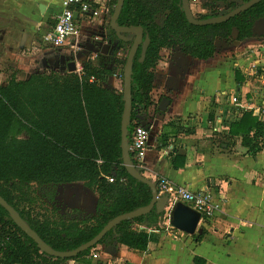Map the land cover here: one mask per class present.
I'll list each match as a JSON object with an SVG mask.
<instances>
[{"label": "trees", "instance_id": "1", "mask_svg": "<svg viewBox=\"0 0 264 264\" xmlns=\"http://www.w3.org/2000/svg\"><path fill=\"white\" fill-rule=\"evenodd\" d=\"M180 4L181 0H124L117 19L120 27H141L144 39L149 40L143 61L139 62L141 48L133 60L129 144L142 114L152 105L153 69L161 50L178 48L184 55L206 60L214 55L216 40L243 41L254 37V23L264 17L262 0L227 22L194 26L187 22ZM204 8L208 10L210 5L205 4ZM210 17L213 16L198 19ZM105 35L116 45L114 56L118 51L127 56L130 42L118 40L110 27ZM126 56L105 58L102 63L87 61L80 74L52 71L32 74L27 80L13 75L0 85V196L55 251L78 248L115 217L147 206L151 200L150 188L130 177L121 160L122 72ZM111 76L119 79V90L106 86ZM239 133L247 135L241 142L245 153L255 155L264 148V122L252 111H244L230 125V135ZM108 177L113 178L112 183ZM73 182H83L96 194L94 215L65 220L57 215L54 206L55 189L37 191ZM74 212L77 213H69ZM159 217L153 208L146 215L119 223L93 248L74 258L60 259L41 253L0 206V264L77 261L102 244L112 247L119 243L144 250L151 237L135 226L154 224ZM195 238L199 240L201 236Z\"/></svg>", "mask_w": 264, "mask_h": 264}, {"label": "crops", "instance_id": "2", "mask_svg": "<svg viewBox=\"0 0 264 264\" xmlns=\"http://www.w3.org/2000/svg\"><path fill=\"white\" fill-rule=\"evenodd\" d=\"M61 10L62 0H0V85L13 75L27 80L32 74L68 71L74 58L84 62L92 56L89 44L74 57L69 48L53 50L43 41ZM93 30L81 28L85 35ZM215 49L206 60L177 48L161 50L168 57H162L154 76L152 94L158 98L151 96L141 123L149 129L142 174L151 181L165 177L193 192L207 190L219 199L218 211L208 220L199 218L200 233L189 235L166 228L167 211L160 202L154 206L157 222L144 224L151 237L144 250L102 244L83 259L60 264H264V148L247 154L241 147L247 135L229 134L244 111L264 122V38L216 40ZM255 62L258 67L251 70ZM253 78L260 81L257 88ZM118 80L111 76L106 86L119 90ZM234 96L242 106L231 104ZM162 98L169 100L165 112L157 108ZM56 201L69 212L92 216L97 196L83 182H73L56 186L58 207Z\"/></svg>", "mask_w": 264, "mask_h": 264}, {"label": "water", "instance_id": "3", "mask_svg": "<svg viewBox=\"0 0 264 264\" xmlns=\"http://www.w3.org/2000/svg\"><path fill=\"white\" fill-rule=\"evenodd\" d=\"M262 0H249L242 5L236 7L230 12L208 19H197L191 13V9L189 6L188 0H181V9L184 13V16L187 22L194 26H206V25H215L222 22H227L231 18L239 15L242 12L247 11L252 8L254 5L258 4ZM124 0H116V3L112 10L111 20L109 27L114 32L115 37L121 41L131 42V46L127 52L125 64L122 72V100H123V113L121 117V126H120V149H121V160L122 165L125 168L127 174L133 179L140 181L147 185L151 190V200L147 206L138 208L134 211L122 214L120 216L115 217L111 221H109L101 231L90 241L79 246L78 248L68 251V252H58L50 248L47 244H45L38 235L31 230L25 221L20 217V215L0 196V206L8 213L9 218L13 221L17 228H19L27 237H29L37 246L41 253H44L46 256L60 259H70L78 256L79 254L93 248L96 246L103 237L113 228H115L119 223L123 221H131L137 217L148 214L156 204L163 202L157 197V190L155 182L146 178L143 174L139 173L137 168L134 166L131 156L129 153V143H128V128L130 126V115L132 108L131 101V74H132V66L135 54L139 48L141 47V53L139 62H142L145 56L146 45L149 42L146 37L143 42V30L141 27H120L117 25V19L121 12ZM254 37H263L264 36V17L257 20L254 23L252 28ZM126 34L133 35L134 38L125 37ZM116 45L113 43L112 45H104L102 46L101 54L107 56L109 51H113ZM68 72H76V65L74 62L70 63V68ZM169 105V100L167 98H162L157 106L158 110L161 112H165L167 106ZM144 119L141 116V121ZM141 126L144 124L141 123ZM199 214L186 206L185 204L178 202L176 203L169 215V224L172 228L189 234L194 235L195 233H200V230L197 229V224L199 221Z\"/></svg>", "mask_w": 264, "mask_h": 264}, {"label": "built area", "instance_id": "4", "mask_svg": "<svg viewBox=\"0 0 264 264\" xmlns=\"http://www.w3.org/2000/svg\"><path fill=\"white\" fill-rule=\"evenodd\" d=\"M114 0H62V10L56 18V22L52 29L43 36V41L53 50H59L67 47L70 49V54L76 55L77 51L83 48L85 40L84 34L81 32L83 25L89 27H96L100 29H106L109 27ZM190 4L191 12L193 13V4L197 3V0H188ZM204 4L201 5L200 12H204ZM200 12H197L200 15ZM194 14V13H193ZM97 37L94 41H97ZM100 41V40H99ZM252 53V52H251ZM73 55V56H74ZM93 54L90 58L92 59ZM75 57V56H74ZM166 58V55L160 54V59L153 69V73H158L159 65ZM76 58H74L73 62ZM86 61V60H85ZM81 61H75L76 72L80 74L85 64ZM87 62V61H86ZM257 63H253L250 69H256ZM93 78L90 79L92 81ZM154 89L150 93L151 96L155 94L158 98L157 92L152 94ZM154 97V96H153ZM152 100V97H151ZM231 104L238 107L242 106L239 100L234 96L231 98ZM153 102V101H152ZM149 136V129L145 126L138 125L134 128L131 134V142L129 144V153L134 166L140 170H143V156L146 150V143ZM109 183L113 182V178H107ZM157 197L163 200L167 213L165 214L166 228L173 230L169 224V214L173 206L178 203H184L189 208L197 212L202 220H208L214 216L219 208V199L207 190H201L193 192L184 186L175 185L173 182L165 177L154 178ZM135 228L139 231H145L146 228L143 224H138Z\"/></svg>", "mask_w": 264, "mask_h": 264}, {"label": "flooded vegetation", "instance_id": "5", "mask_svg": "<svg viewBox=\"0 0 264 264\" xmlns=\"http://www.w3.org/2000/svg\"><path fill=\"white\" fill-rule=\"evenodd\" d=\"M243 1L241 3L236 4L235 7L230 6L231 4L227 5L226 6L227 11L224 14L230 12L231 10H233L236 7H238V6L242 5L243 3H245ZM223 4H224L223 2H220V4L218 5V7H222ZM189 6H190V4H189ZM203 7H204V5H203ZM224 14H220L219 12H216L214 9H211V7H210L208 10L204 8V12L202 14H200V15L193 14V16L198 19L199 16H213V17H217V16H221V15H224ZM106 29H100V28H96L95 27V30H93V32H91V34H87V35L84 34V37H85L84 40L85 41L83 43V47H85L86 44L91 45V47H93L92 55L93 54L95 55L92 59H90L91 56L86 57L85 58L86 61H98V63H102V61L105 58H108V59L111 58V60H113L114 58H123L124 57V55L122 54V51H120V52L118 51V53H116L115 56L113 55L114 53H112V51H109L108 54H107V56H104V55L101 54L102 46H104L106 44L107 45H110V44L112 45L114 43V42L112 43V41H109L108 39L105 38V36H106L105 35L106 34ZM96 37L98 39H97V41H94ZM125 37L126 38L127 37L134 38L133 35H130V34L129 35L126 34ZM259 38H264V36L263 37H259ZM144 40L145 39H144V32H143V42H144ZM130 46H131V42H130ZM141 47H142V45L139 46V48H141ZM166 57H168V56H166ZM65 71H57V72H65Z\"/></svg>", "mask_w": 264, "mask_h": 264}, {"label": "rangeland", "instance_id": "6", "mask_svg": "<svg viewBox=\"0 0 264 264\" xmlns=\"http://www.w3.org/2000/svg\"><path fill=\"white\" fill-rule=\"evenodd\" d=\"M242 1L243 0H197V3L193 4V7H192L193 9L192 10H193V13L195 15H197V14H199L197 12H200V9L202 8L201 5L202 4H204V5L208 4V5H210L211 9H214L216 12H219L220 14H224L227 11V8H226L227 5L231 4L230 6L235 7L236 4L241 3ZM220 2L224 3L222 7H218ZM202 13H203V11H202ZM202 13L200 12V14H202ZM122 54L124 56H126V52H122ZM232 54L233 53H231V52L230 53L226 52L225 55L227 57H230ZM75 61H76V59H75ZM94 62H98V61H94ZM253 79H256V78H253ZM259 85H261V84H260V81L257 78L256 81L252 83V88H257ZM119 88H120V81L118 80V89ZM59 185H61V184H59ZM56 186H54V187L47 186V187L38 188L37 191L39 193L40 192H50L51 190L55 189V192H56ZM34 188H36V187H34ZM40 202H41L42 205H45L46 208H48V209L51 208L49 206V204L46 203L45 201H40ZM57 205H58V207H55V209L57 210V215L62 217L65 220H72V219H77V220L81 219L82 220V219L88 217V215H86V213L84 211H82V210L78 211L77 213H75V212L74 213H69V211L66 209L65 206H62V204H60L58 202H57ZM38 208H40V206Z\"/></svg>", "mask_w": 264, "mask_h": 264}, {"label": "bare ground", "instance_id": "7", "mask_svg": "<svg viewBox=\"0 0 264 264\" xmlns=\"http://www.w3.org/2000/svg\"><path fill=\"white\" fill-rule=\"evenodd\" d=\"M172 210V209H171ZM171 212V211H170ZM170 215V214H169Z\"/></svg>", "mask_w": 264, "mask_h": 264}]
</instances>
